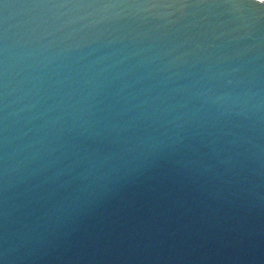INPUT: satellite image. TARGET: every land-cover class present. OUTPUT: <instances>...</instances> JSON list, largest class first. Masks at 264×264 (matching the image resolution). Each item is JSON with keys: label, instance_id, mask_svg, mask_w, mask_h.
Instances as JSON below:
<instances>
[{"label": "water", "instance_id": "1", "mask_svg": "<svg viewBox=\"0 0 264 264\" xmlns=\"http://www.w3.org/2000/svg\"><path fill=\"white\" fill-rule=\"evenodd\" d=\"M0 264H264L260 0H0Z\"/></svg>", "mask_w": 264, "mask_h": 264}, {"label": "snow or ice", "instance_id": "2", "mask_svg": "<svg viewBox=\"0 0 264 264\" xmlns=\"http://www.w3.org/2000/svg\"><path fill=\"white\" fill-rule=\"evenodd\" d=\"M260 3H261L262 5H264V0H260Z\"/></svg>", "mask_w": 264, "mask_h": 264}]
</instances>
